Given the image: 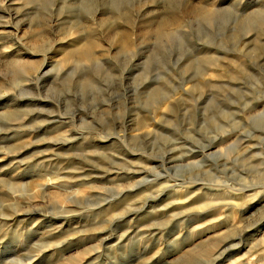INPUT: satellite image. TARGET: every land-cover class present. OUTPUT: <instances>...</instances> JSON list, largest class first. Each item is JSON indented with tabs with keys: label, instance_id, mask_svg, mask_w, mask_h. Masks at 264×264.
Returning a JSON list of instances; mask_svg holds the SVG:
<instances>
[{
	"label": "rangeland",
	"instance_id": "rangeland-1",
	"mask_svg": "<svg viewBox=\"0 0 264 264\" xmlns=\"http://www.w3.org/2000/svg\"><path fill=\"white\" fill-rule=\"evenodd\" d=\"M0 264H264V0H0Z\"/></svg>",
	"mask_w": 264,
	"mask_h": 264
},
{
	"label": "bare ground",
	"instance_id": "bare-ground-1",
	"mask_svg": "<svg viewBox=\"0 0 264 264\" xmlns=\"http://www.w3.org/2000/svg\"><path fill=\"white\" fill-rule=\"evenodd\" d=\"M27 80H30V79H27ZM48 181H49V180H48ZM50 182H51V181H50ZM48 184H49V182L46 183V184H42V185H48ZM51 184H52V183H51ZM51 184H50V185H51ZM245 190H246V189H245ZM253 199H254V198H253Z\"/></svg>",
	"mask_w": 264,
	"mask_h": 264
}]
</instances>
